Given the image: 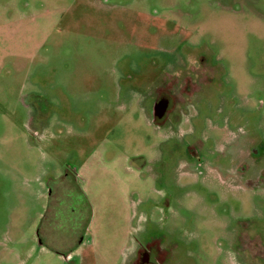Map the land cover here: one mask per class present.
<instances>
[{
    "label": "rangeland",
    "instance_id": "rangeland-1",
    "mask_svg": "<svg viewBox=\"0 0 264 264\" xmlns=\"http://www.w3.org/2000/svg\"><path fill=\"white\" fill-rule=\"evenodd\" d=\"M139 251L264 264V0H0V264Z\"/></svg>",
    "mask_w": 264,
    "mask_h": 264
},
{
    "label": "flooded vegetation",
    "instance_id": "flooded-vegetation-1",
    "mask_svg": "<svg viewBox=\"0 0 264 264\" xmlns=\"http://www.w3.org/2000/svg\"><path fill=\"white\" fill-rule=\"evenodd\" d=\"M195 78L193 79L192 76L187 73L184 75V77L181 80L173 81L172 77L166 78V80L159 84L154 92V97L156 103H160L161 101L165 102L163 104V107L159 108L158 110V116L167 118V116L173 112H175L176 109L169 108V105L175 104L182 105L187 101L190 97H192L196 92L200 90L201 84H210L213 79H211V76L213 74L212 71L207 70V68H204V65L202 67L199 66V68L195 69ZM193 73V72H192ZM171 111V113H170ZM239 235L238 239H248L247 236ZM152 253L145 252V251H139L137 252L136 259L137 261L131 264H152V261L157 262L156 259H153ZM148 261V263L146 262ZM158 263V262H157Z\"/></svg>",
    "mask_w": 264,
    "mask_h": 264
}]
</instances>
